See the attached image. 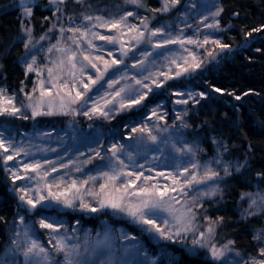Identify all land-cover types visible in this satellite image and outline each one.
Here are the masks:
<instances>
[{"label": "rangeland", "instance_id": "obj_1", "mask_svg": "<svg viewBox=\"0 0 264 264\" xmlns=\"http://www.w3.org/2000/svg\"><path fill=\"white\" fill-rule=\"evenodd\" d=\"M37 1L18 0L17 8L29 16ZM48 1L60 16L22 59L25 71L34 75L33 87L18 96L0 84V116L64 115L78 101L82 115L111 116L169 78L201 69L219 40V0H159L153 19L139 11L136 0L113 14L80 18H65V0ZM173 95L170 105L163 99L150 104L123 135L107 141L100 132L85 136L76 129L0 130V150L19 184L25 212L2 248L0 264L160 260L124 229L113 232L105 223L95 232L64 216L67 211L96 215L95 207L130 217L157 245L175 243L192 256L203 253L223 264H264V229L257 235L260 254L246 257L217 243L214 229L196 217L230 165L199 159L202 152L184 138L187 108L203 95L186 84ZM250 207L253 213L264 209V197L252 198Z\"/></svg>", "mask_w": 264, "mask_h": 264}, {"label": "trees", "instance_id": "obj_2", "mask_svg": "<svg viewBox=\"0 0 264 264\" xmlns=\"http://www.w3.org/2000/svg\"><path fill=\"white\" fill-rule=\"evenodd\" d=\"M158 1L136 0L135 6L153 19L158 14ZM131 2L65 0L61 7L65 18H80L97 12L113 14L131 8ZM17 3L18 0H0V84L19 96L23 92L28 94L34 84V75L23 67V57L48 36L60 15L53 12L48 0L35 2L29 16L17 8ZM218 3V44L211 48L210 61L201 69L169 78L163 85L143 93L137 101L122 104L111 116L82 115L83 103L78 101L64 115L0 116V130L76 129L85 136L100 132L107 141L123 135L126 127L142 117L150 104L163 99L170 105L180 84L196 89L203 97L187 108L188 128L184 138L202 152L199 159H219L230 165L228 173L221 172L218 176L214 196L204 199L196 217L214 229L217 243L248 257L260 254L257 235L264 229V209L253 213L250 207L252 198L264 197V0H219ZM28 40L32 41L29 45ZM168 124L174 125L163 121L164 126ZM4 158V151L0 150V254L19 214L25 213L21 209L19 184L8 172ZM97 208H94L96 215L67 211L64 216L69 222H79L83 229L95 232L105 223L113 232L124 229L139 239L151 255H161L155 264H223L206 258L203 253L192 256L175 243L157 245L130 217L113 208L96 211ZM169 253L175 258L169 259Z\"/></svg>", "mask_w": 264, "mask_h": 264}]
</instances>
